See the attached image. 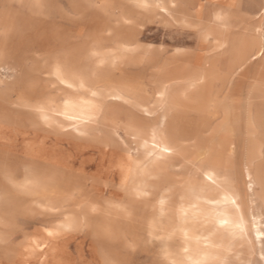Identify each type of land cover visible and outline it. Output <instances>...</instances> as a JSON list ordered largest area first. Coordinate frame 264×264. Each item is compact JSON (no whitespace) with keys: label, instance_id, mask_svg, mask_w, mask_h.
Wrapping results in <instances>:
<instances>
[{"label":"rangeland","instance_id":"1","mask_svg":"<svg viewBox=\"0 0 264 264\" xmlns=\"http://www.w3.org/2000/svg\"><path fill=\"white\" fill-rule=\"evenodd\" d=\"M262 5L0 0V264H264Z\"/></svg>","mask_w":264,"mask_h":264},{"label":"bare ground","instance_id":"2","mask_svg":"<svg viewBox=\"0 0 264 264\" xmlns=\"http://www.w3.org/2000/svg\"><path fill=\"white\" fill-rule=\"evenodd\" d=\"M257 41V40H256ZM261 54V50H258L257 55ZM68 107L64 111V115L74 119V120H86L89 118V114L83 112L82 110L75 109L73 107H83V105H74L73 102H66L65 106ZM146 158V157H145ZM150 158V157H149ZM133 168V177L142 179L148 176V170L142 165L139 167L136 163L131 164ZM189 176V182L185 184L182 191L188 193L195 197L207 198L209 194L214 190H220L223 192L232 195V184L231 181L227 178H218L212 174L200 173V172H191Z\"/></svg>","mask_w":264,"mask_h":264},{"label":"snow or ice","instance_id":"3","mask_svg":"<svg viewBox=\"0 0 264 264\" xmlns=\"http://www.w3.org/2000/svg\"><path fill=\"white\" fill-rule=\"evenodd\" d=\"M138 6H143V7H145V8H148V7H150L149 5H147V4H143V5H138ZM262 6H264V5H262ZM163 10V9H162ZM262 19H264V16H262L261 17ZM58 74L62 71V69L61 68H59L58 67ZM93 95H96V93L94 92L93 93ZM143 127H147V125H142ZM152 135H153V139L155 140V138L159 135V136H162V131H161V129L159 128V126L157 125L155 128H153L152 129ZM162 151H164V152H167V151H170V149L167 147V146H165L163 149H162ZM7 169V165H5V170ZM225 202H227V197H225ZM233 203H235L234 201H233ZM243 218L241 217V220H242ZM48 235L49 236H53L54 235V232H52V231H49V233H48ZM261 251H262V253H264V247H262V249H261ZM262 259H264V255H262V257H261ZM105 264H129V262L127 261V260H107L106 262H105ZM256 264H258V262H256Z\"/></svg>","mask_w":264,"mask_h":264}]
</instances>
